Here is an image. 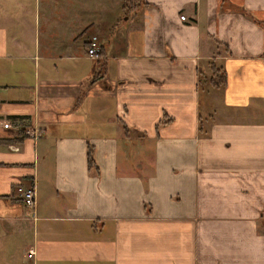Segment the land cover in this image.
Instances as JSON below:
<instances>
[{
  "label": "crops",
  "instance_id": "1",
  "mask_svg": "<svg viewBox=\"0 0 264 264\" xmlns=\"http://www.w3.org/2000/svg\"><path fill=\"white\" fill-rule=\"evenodd\" d=\"M145 1L0 0L4 264H264V0Z\"/></svg>",
  "mask_w": 264,
  "mask_h": 264
},
{
  "label": "rangeland",
  "instance_id": "2",
  "mask_svg": "<svg viewBox=\"0 0 264 264\" xmlns=\"http://www.w3.org/2000/svg\"><path fill=\"white\" fill-rule=\"evenodd\" d=\"M39 2H40V0H38V4H39ZM41 3H42L41 13H42V16H43L45 14L44 7L46 5V0H42ZM112 7H113V1H112ZM133 11H135V12L137 11L138 12L139 10H138V8H137V10H132V11L129 10L128 12H125V15L124 16H127L126 15L127 13H133ZM103 12H105L107 14L110 13L109 10H103ZM87 14L88 15H93L94 12H90V11L87 10ZM119 15H120V13H119ZM94 30H96V29L95 28H91L89 30V36L92 35V33L94 32ZM220 48L224 49L222 45H220ZM223 52H226V51L224 50ZM204 68L205 69L203 70L202 76L204 78H207V80H209L211 78L214 79L212 85L213 86H216V88L213 90L212 94L215 93L214 101L216 102L219 99V97L221 96V93H222V89H223V85H224V74L222 72L221 67L219 66V62H216V60H214V59H210L209 61H206V64H205ZM203 85H205V80L203 81V84H202V81H201V94H203V100H205V99H207V94H208V92L206 94V87L210 88L209 86H211V85L208 84L207 86H204V87H203ZM212 99H213V97H212ZM0 243H1V241H0ZM0 253L1 254H7V255L9 254V252H6V251L3 252L2 250L0 251ZM0 264H4V262L3 261H0Z\"/></svg>",
  "mask_w": 264,
  "mask_h": 264
},
{
  "label": "built area",
  "instance_id": "3",
  "mask_svg": "<svg viewBox=\"0 0 264 264\" xmlns=\"http://www.w3.org/2000/svg\"><path fill=\"white\" fill-rule=\"evenodd\" d=\"M181 19H186L187 15L182 13L180 15ZM100 49L99 43H98V36L93 35L90 40V46L88 47V52L90 55H95L98 53ZM5 126L12 125V122L9 120H6L4 122ZM27 132L31 135H35V137H38L42 133V129L40 128H33V129H27ZM10 147L18 149L19 146L10 145ZM17 191L20 194V196L23 199V202L33 210L34 216L37 215V189L34 185H18Z\"/></svg>",
  "mask_w": 264,
  "mask_h": 264
},
{
  "label": "trees",
  "instance_id": "4",
  "mask_svg": "<svg viewBox=\"0 0 264 264\" xmlns=\"http://www.w3.org/2000/svg\"><path fill=\"white\" fill-rule=\"evenodd\" d=\"M148 4L149 3L145 0H123V9L125 12H128L129 10L130 11L137 10V8L143 7V6L148 5ZM215 41L219 42V43H224L223 41H221L219 39H215ZM226 47H227V44H226ZM227 50H228V48H225V51H227ZM170 119L171 118H169L168 120L163 119V120H161L160 123L161 124L167 123L170 121ZM88 161H89V166L91 168H94V167L98 168L96 161L94 159V156H93V147L92 146H89V148H88Z\"/></svg>",
  "mask_w": 264,
  "mask_h": 264
}]
</instances>
